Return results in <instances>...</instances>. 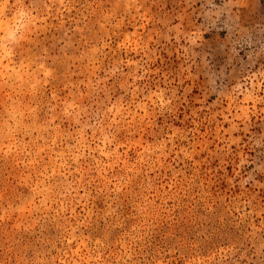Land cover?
Masks as SVG:
<instances>
[{
	"label": "rangeland",
	"instance_id": "rangeland-1",
	"mask_svg": "<svg viewBox=\"0 0 264 264\" xmlns=\"http://www.w3.org/2000/svg\"><path fill=\"white\" fill-rule=\"evenodd\" d=\"M0 264H264V0H0Z\"/></svg>",
	"mask_w": 264,
	"mask_h": 264
}]
</instances>
